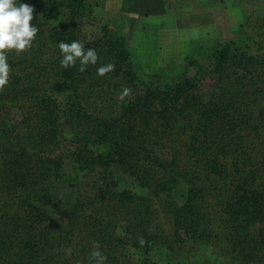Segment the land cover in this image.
<instances>
[{"label":"trees","instance_id":"obj_1","mask_svg":"<svg viewBox=\"0 0 264 264\" xmlns=\"http://www.w3.org/2000/svg\"><path fill=\"white\" fill-rule=\"evenodd\" d=\"M22 2L39 31L0 89V264H93V242L105 264H264V21L167 78L86 0ZM73 40L98 54L83 72L60 64Z\"/></svg>","mask_w":264,"mask_h":264},{"label":"rangeland","instance_id":"obj_2","mask_svg":"<svg viewBox=\"0 0 264 264\" xmlns=\"http://www.w3.org/2000/svg\"><path fill=\"white\" fill-rule=\"evenodd\" d=\"M86 1L93 12L88 24L118 29L128 40L139 70L167 78H176L186 59L206 55L218 41L243 38L251 29L261 32L257 24L264 21V0ZM74 196L62 183L52 191L59 211ZM185 264L210 263L192 259Z\"/></svg>","mask_w":264,"mask_h":264},{"label":"clouds","instance_id":"obj_3","mask_svg":"<svg viewBox=\"0 0 264 264\" xmlns=\"http://www.w3.org/2000/svg\"><path fill=\"white\" fill-rule=\"evenodd\" d=\"M33 7L22 0H0V89L8 83L10 65L8 51L20 53L32 46L39 29L30 23L33 19ZM62 59L60 64L64 68L74 67L79 60V71L83 72L89 64L95 65L98 54L94 48L85 51V45L78 40L58 43ZM114 65L102 64L97 68L100 76L112 71ZM130 89L124 87L120 99L130 94ZM143 240L140 243L143 244ZM71 252V249L67 250ZM90 256L93 264H105L106 255L102 252L98 242H93Z\"/></svg>","mask_w":264,"mask_h":264}]
</instances>
